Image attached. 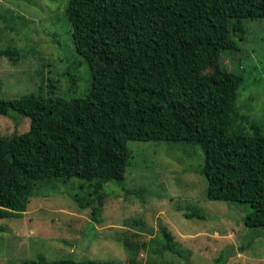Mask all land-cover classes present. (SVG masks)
<instances>
[{"label": "trees", "instance_id": "1", "mask_svg": "<svg viewBox=\"0 0 264 264\" xmlns=\"http://www.w3.org/2000/svg\"><path fill=\"white\" fill-rule=\"evenodd\" d=\"M76 64L86 63L90 85L82 95H59L60 79L49 78L48 94L0 98V115L28 117L29 128L0 136V218L21 217L36 183L51 177L82 180L101 221L104 184H121L130 157L128 141H170L199 146L196 170L208 200L243 202V222L264 229V130L245 128L236 111L240 71L228 70L221 53L238 49L245 18L264 19V0H67ZM17 52L0 56L17 62ZM65 71L75 92L74 65ZM211 68L209 73H201ZM63 92V91H62ZM185 217L206 219L195 209ZM164 249H175L163 227ZM127 262L90 259H26L20 264H134L136 249L123 241Z\"/></svg>", "mask_w": 264, "mask_h": 264}, {"label": "rangeland", "instance_id": "2", "mask_svg": "<svg viewBox=\"0 0 264 264\" xmlns=\"http://www.w3.org/2000/svg\"><path fill=\"white\" fill-rule=\"evenodd\" d=\"M67 0H0V49L16 51L17 62L0 56V98L27 93L48 94V80L60 79L70 98L90 85L86 63L76 66ZM238 49L221 53L228 70L242 73L236 111L242 125L256 121L264 130V19L245 18ZM75 61V63H74ZM75 69L78 82L70 88L65 71ZM206 68L201 73H209ZM63 91V92H62ZM30 119L0 115V136L29 128ZM130 157L122 186L104 184L101 221L94 222L92 196L77 178L51 177L36 183L21 217L0 218V264L26 259H90L127 262L123 241L136 249L134 264H264V229L245 226L249 211L243 202L208 200L206 181L197 172L204 160L199 146L170 141H128ZM199 210L206 219L185 217ZM163 227L172 234L173 253L164 249Z\"/></svg>", "mask_w": 264, "mask_h": 264}]
</instances>
